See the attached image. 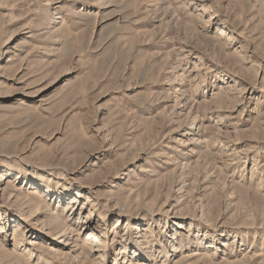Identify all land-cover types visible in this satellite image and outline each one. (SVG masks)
<instances>
[{"label": "rangeland", "instance_id": "1", "mask_svg": "<svg viewBox=\"0 0 264 264\" xmlns=\"http://www.w3.org/2000/svg\"><path fill=\"white\" fill-rule=\"evenodd\" d=\"M0 255L264 264V0H0Z\"/></svg>", "mask_w": 264, "mask_h": 264}, {"label": "bare ground", "instance_id": "2", "mask_svg": "<svg viewBox=\"0 0 264 264\" xmlns=\"http://www.w3.org/2000/svg\"><path fill=\"white\" fill-rule=\"evenodd\" d=\"M221 120H222V119H221ZM57 230H58V229H57ZM57 230H56V231H57ZM58 232H59V231H58ZM65 234H66V233L62 232L61 234L56 235V236H59V238H60V236H65ZM92 251H93V250H92ZM90 252H91V251H90ZM94 252H96V250H94ZM4 254H5V253H4ZM4 254H3V257H4ZM0 256H1V255H0ZM7 256H8V255H7ZM1 257H2V256H1ZM8 257H9V256H8ZM125 259H126V258H124V261H125ZM125 264H129V263L127 262V263H125Z\"/></svg>", "mask_w": 264, "mask_h": 264}]
</instances>
